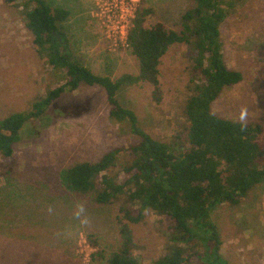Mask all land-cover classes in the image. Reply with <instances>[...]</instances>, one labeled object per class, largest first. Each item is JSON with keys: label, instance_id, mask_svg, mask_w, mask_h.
Segmentation results:
<instances>
[{"label": "rangeland", "instance_id": "rangeland-1", "mask_svg": "<svg viewBox=\"0 0 264 264\" xmlns=\"http://www.w3.org/2000/svg\"><path fill=\"white\" fill-rule=\"evenodd\" d=\"M52 1L70 11L62 25L80 61L93 72L112 77L137 73V59L121 38L138 7L152 10L147 24L161 21L179 30L181 13L193 5V0ZM24 12L21 0H0V118L28 111L47 90L64 83V74L51 68L32 45ZM220 38L225 62L241 71L243 78L224 89L212 110L234 119L239 107L248 105L249 121L262 124L264 139V0H241L220 24ZM186 55V45L177 44L161 57L159 102L144 82L118 92L119 102L134 110L154 138L169 140L184 120ZM109 109L102 87L81 83L50 104L47 124L30 120L12 155L0 156V264H105L118 242L117 216L123 198L94 203L88 196L67 191L58 173L71 163L94 162L109 150L123 148L119 169L128 145L139 139L110 118ZM78 203L87 209L86 227L72 216ZM211 218L220 231L221 252L231 264H264V180L239 204L215 207ZM161 219L148 211L144 221L131 224L137 244L133 252L144 262L166 249ZM69 229L70 236L61 235Z\"/></svg>", "mask_w": 264, "mask_h": 264}, {"label": "trees", "instance_id": "trees-1", "mask_svg": "<svg viewBox=\"0 0 264 264\" xmlns=\"http://www.w3.org/2000/svg\"><path fill=\"white\" fill-rule=\"evenodd\" d=\"M240 1L193 0L181 13L179 30L161 21L147 24L152 10L138 7L126 36L129 51L137 59V73L112 77L93 72L74 53L62 25L70 15L68 9L52 0H21L32 45L51 68L64 74V83L47 90L28 111L0 118V156L12 155L13 145L30 120L47 124L50 104L81 83L102 87L110 118L139 139L128 145L119 169L123 148L109 150L94 162L71 163L58 173L67 191L88 196L94 203L123 198L117 216L118 242L105 264H231L221 252V235L211 212L225 203L239 204L264 180L262 124L249 121L247 130L241 132L235 119L212 110L224 89L243 78L241 71L225 62L220 38V24ZM177 44L187 47L188 96L182 124L169 140H161L146 132L134 110L119 102L118 92L144 82L159 102L160 60ZM148 211L162 218L167 246L163 254L144 262L133 252L137 244L131 224L144 221Z\"/></svg>", "mask_w": 264, "mask_h": 264}, {"label": "clouds", "instance_id": "clouds-1", "mask_svg": "<svg viewBox=\"0 0 264 264\" xmlns=\"http://www.w3.org/2000/svg\"><path fill=\"white\" fill-rule=\"evenodd\" d=\"M261 115L258 110V116ZM252 118V114L250 113L248 105H241L238 109L237 115L234 118L235 122L239 124V128L241 132H244L248 128L249 120ZM49 213H52L53 209L49 207L47 209ZM73 218L78 222L80 226L86 227L90 224V220L87 214V209L85 208L83 203H78L72 213ZM61 235L70 236L71 230H66L61 233Z\"/></svg>", "mask_w": 264, "mask_h": 264}, {"label": "built area", "instance_id": "built-area-1", "mask_svg": "<svg viewBox=\"0 0 264 264\" xmlns=\"http://www.w3.org/2000/svg\"><path fill=\"white\" fill-rule=\"evenodd\" d=\"M133 18V17H132ZM130 22H131V20H130ZM129 28V27H128ZM128 30V29H127ZM126 36H127V31H126V34L123 36V38H121V39H123L124 41H126ZM127 43V42H126ZM128 45V44H127Z\"/></svg>", "mask_w": 264, "mask_h": 264}]
</instances>
